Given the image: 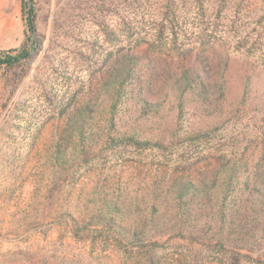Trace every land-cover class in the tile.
<instances>
[{
    "label": "rangeland",
    "instance_id": "rangeland-1",
    "mask_svg": "<svg viewBox=\"0 0 264 264\" xmlns=\"http://www.w3.org/2000/svg\"><path fill=\"white\" fill-rule=\"evenodd\" d=\"M25 1L0 0V56L27 47L32 3ZM75 1L34 0L39 52L16 83L0 67V264H137V252L107 222L140 217L150 191L174 176H197L223 156L254 162L264 152L263 114L206 116L193 103L180 118L166 105L161 118L141 121L143 144L99 142L82 167L70 149L57 160L69 100L92 95L110 42L123 36L116 9L99 26L75 17ZM247 2L244 11L264 13V0ZM232 199L154 239L162 264H226L235 251L244 254L243 264H264V208Z\"/></svg>",
    "mask_w": 264,
    "mask_h": 264
},
{
    "label": "trees",
    "instance_id": "trees-1",
    "mask_svg": "<svg viewBox=\"0 0 264 264\" xmlns=\"http://www.w3.org/2000/svg\"><path fill=\"white\" fill-rule=\"evenodd\" d=\"M28 1L33 30H28L27 47L0 56V67L12 71L14 83L26 72L33 50L41 48L42 39L34 37V0L23 6ZM247 1L76 0L75 17H90L99 26L105 13L116 9L123 36L117 44L110 42L92 95L78 103L75 96L69 100L67 107L74 105L56 159L63 160L70 149L74 165L82 167L99 142L143 144L139 123L161 118L166 105L176 109L177 118L198 103L206 116L253 111L251 118L260 113L264 120V13L244 11ZM208 169L194 177L174 176L169 186L151 190L140 217L126 218L124 225L107 222L137 252V264H162L154 239L171 231L174 222L220 209L229 197L240 207L264 208V152L254 162L223 156ZM243 257L235 251L226 264H243Z\"/></svg>",
    "mask_w": 264,
    "mask_h": 264
},
{
    "label": "water",
    "instance_id": "water-1",
    "mask_svg": "<svg viewBox=\"0 0 264 264\" xmlns=\"http://www.w3.org/2000/svg\"><path fill=\"white\" fill-rule=\"evenodd\" d=\"M28 20H29V28L32 31L33 30V22H32V9H28ZM34 52V50H33Z\"/></svg>",
    "mask_w": 264,
    "mask_h": 264
},
{
    "label": "built area",
    "instance_id": "built-area-1",
    "mask_svg": "<svg viewBox=\"0 0 264 264\" xmlns=\"http://www.w3.org/2000/svg\"><path fill=\"white\" fill-rule=\"evenodd\" d=\"M2 255H3V244L0 240V261H1Z\"/></svg>",
    "mask_w": 264,
    "mask_h": 264
}]
</instances>
